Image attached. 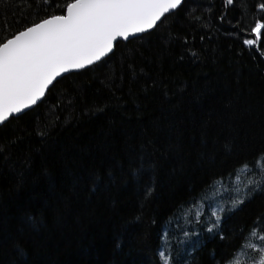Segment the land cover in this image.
<instances>
[{
	"label": "trees",
	"instance_id": "obj_1",
	"mask_svg": "<svg viewBox=\"0 0 264 264\" xmlns=\"http://www.w3.org/2000/svg\"><path fill=\"white\" fill-rule=\"evenodd\" d=\"M65 2L55 0L48 12L59 13ZM28 3L0 0V36L8 35L5 20L9 32L37 21ZM258 3L264 0H235L231 6L224 0H184L155 30L119 41L106 59L63 76L41 103L0 126V145L8 153L7 164L0 158L3 264L15 259L16 239L27 247L32 264H157L160 228L153 220L163 222L183 205L181 223L191 231L187 220L196 218L193 213H206L208 207L218 213L230 205L229 193L223 199L193 202L191 208L186 202L208 193L204 185L210 177L212 186L221 188L224 182L216 174H225L236 160L264 148V41L259 51L242 42L254 20L264 16L255 7ZM164 91L178 107L163 104ZM158 118L163 123L159 132L152 128ZM109 127L119 143L108 147L119 148L125 139L139 141L145 135L179 145L170 155L158 156L151 198L143 195L147 173L142 178L118 173L114 185L93 193L76 182L105 155ZM205 133L207 142L202 143ZM26 159L32 161L30 171ZM44 166L54 184L43 177L33 182ZM22 172L24 185L17 190ZM238 175L245 179L243 169ZM228 182L241 183L233 178ZM261 212L264 195H257L225 219L233 233L228 241L206 240L204 251H185L188 241L173 229V254L181 253L188 264H212L211 250L238 243L239 230ZM25 213L43 216L39 231H20Z\"/></svg>",
	"mask_w": 264,
	"mask_h": 264
},
{
	"label": "snow or ice",
	"instance_id": "obj_2",
	"mask_svg": "<svg viewBox=\"0 0 264 264\" xmlns=\"http://www.w3.org/2000/svg\"><path fill=\"white\" fill-rule=\"evenodd\" d=\"M224 2L226 6H231L235 0ZM183 3L184 0H67L59 6L60 12L56 13L48 12L55 0H40L39 5L35 4V0H29L26 7L34 9L37 21L12 32H9L11 25L7 20L3 23V30L8 35L0 36V125L37 105L45 97L49 86L62 74L84 70L102 61L114 52L120 40L130 42V39L142 38L138 34L155 30L168 15L179 10ZM255 7L264 13V3H258ZM41 11L45 13L43 17L39 15ZM225 15L220 16L221 22ZM248 31L249 35L243 38V44L256 47L259 51L258 45L264 41V16L255 19ZM183 39L187 43L188 36ZM192 55L196 56V53L192 52ZM130 67L135 75L134 66ZM163 104L178 107V103L172 102L167 91L163 92ZM99 110L103 111L102 108ZM152 128L157 132L162 131V120H154ZM39 135L43 136L44 133ZM206 142L205 133L202 143ZM117 143L113 128H107L104 134L105 155L97 164L86 168L76 178V182L82 183L89 193H93L114 185L118 173L131 174L136 178H142L147 173L150 174L149 182L144 184L143 195L151 198L155 191L154 174L159 166L158 156L170 155L178 150L179 145L166 137L161 139L145 135L139 141L129 137L119 148L108 147ZM224 147L226 151H231L230 144L226 143ZM0 158L8 163L6 146L0 145ZM24 166L30 171L32 161L26 159ZM239 169L244 170L245 179L238 175ZM42 177L50 184L55 183L47 166L42 167L40 173L32 178L33 182ZM215 178L224 182L221 188H214V178L210 177L204 185V188L209 189L208 193L190 197L186 203L191 208L193 202L214 201L216 196L223 199V193H229L233 197L229 206L220 208L218 213L212 211L211 207H208L206 213H193L196 218L187 220L188 224L193 225L191 231L181 223L179 213L183 205L163 222L152 221L153 224L159 223L160 228V243L156 248L157 264H188L181 253L173 254L169 243L173 238V229L178 230L188 241L185 251L189 248L194 252L204 251L207 248L206 240L219 241L221 244L228 241L229 235L233 233L225 226V219L242 211L257 195H264V148L257 149L250 157L236 160L225 174L218 173ZM228 178L240 180L241 183L230 184ZM23 185L22 172L17 180V190ZM43 222L42 215L25 213L21 217L20 231H39ZM236 238L239 242L224 245L223 251L219 245L211 250L212 264H264V212L257 214L246 228H241ZM12 247L15 257L12 264H32L23 241L14 240ZM249 253L253 255L249 256ZM242 255L244 258L240 259ZM0 264H3L2 260Z\"/></svg>",
	"mask_w": 264,
	"mask_h": 264
},
{
	"label": "water",
	"instance_id": "obj_3",
	"mask_svg": "<svg viewBox=\"0 0 264 264\" xmlns=\"http://www.w3.org/2000/svg\"><path fill=\"white\" fill-rule=\"evenodd\" d=\"M138 35L141 36L142 34H138ZM120 41H121V40H120ZM118 42H119V41H118ZM116 45H117V44H116ZM111 54H112V53H111ZM111 54H109V55H111ZM109 55H108V56H109ZM108 56H107V57H108ZM107 57L103 58L102 60L106 59ZM100 62H101V61H100ZM97 63H99V62H97ZM97 63H96V64H97ZM89 67H91V66H89ZM89 67H88V68H89ZM86 69H87V68H86ZM76 71H79V70H72V71H70V72H68V73H64V74H62L60 77H58L57 80H59L60 78H62L63 76H65V75H67V74H69V73L76 72ZM57 80H56V81H57ZM56 81H54L53 84H54ZM52 86H53V85H50V86H49V89H50ZM48 91H49V90H48ZM48 91L46 92V95H47ZM46 95H45V96H46ZM44 98H45V97H44ZM44 98H42V100L39 101V102L37 103V105H38L39 103H41V102L43 101ZM37 105H35V106H37ZM35 106H32V107H30L29 109H26L23 113H25L26 111L32 109V108L35 107ZM23 113H22V114H23ZM19 115H21V114H18L17 116H19ZM0 126H1V125H0Z\"/></svg>",
	"mask_w": 264,
	"mask_h": 264
}]
</instances>
